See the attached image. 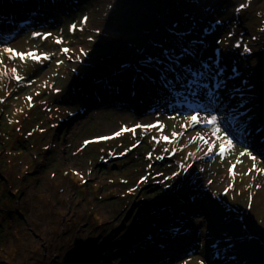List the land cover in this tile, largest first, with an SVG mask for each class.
<instances>
[{"label": "rangeland", "instance_id": "374dc122", "mask_svg": "<svg viewBox=\"0 0 264 264\" xmlns=\"http://www.w3.org/2000/svg\"><path fill=\"white\" fill-rule=\"evenodd\" d=\"M55 5L0 0V73L23 77L0 75V264H264V175L240 156L264 168V0ZM184 38L198 45L182 64L192 80L148 87L151 70L136 66L157 48L173 57ZM194 114L221 118L234 148L218 155L211 126H187ZM122 128L135 131L114 136ZM198 132L215 141L211 154ZM159 202L177 208L174 237L156 245L143 237L171 222L156 217Z\"/></svg>", "mask_w": 264, "mask_h": 264}, {"label": "trees", "instance_id": "16d2710c", "mask_svg": "<svg viewBox=\"0 0 264 264\" xmlns=\"http://www.w3.org/2000/svg\"><path fill=\"white\" fill-rule=\"evenodd\" d=\"M20 0H10V2H12L13 4H16V2H18ZM23 1H27V0H23ZM44 1V0H42ZM50 1V2H49ZM48 2L51 4V5H45L44 4V7L48 6V7H51L52 6V3L58 1V0H49ZM63 1H66V2H70V0H63ZM72 1V0H71ZM3 2V1H2ZM36 2L38 3V5H41V3H39V0H36ZM75 2V0H73V3ZM47 3V2H45ZM72 3H69V5H71ZM189 5V4H188ZM43 6V5H41ZM40 6V7H41ZM190 6V5H189ZM189 18V17H187ZM124 21V19H123ZM185 39V38H184ZM182 44V46L179 48V50L175 51V52H170V55H174L173 57L171 56H167V58H159L158 57V51L160 52V50H158V48L156 50H154L153 54H157V58H151L149 59L148 61H143L141 62L139 65L136 66V69H135V72H138L140 74H144L145 72L149 71V78L147 79L148 81V87H159V86H163L165 83L169 82V83H172V85H174V87L176 88L178 85H187V82H190L192 80V76H187L184 75V69H185V64L182 66V64L185 62V61H189V59L192 57L190 54L188 53H194L198 48V45H195L194 43L191 42V40H187L185 39L183 42L181 41H175L174 40V44ZM98 49V52L97 54L94 52L95 55H97V57H95V59H100L105 51L104 49H101V47L97 48ZM196 49V50H195ZM161 54V52H160ZM207 59L205 58H201V60L199 61L200 65L202 64V68H200V72L203 70V68H205V65H203V63L206 62ZM203 62V63H201ZM150 63H152V66H150ZM92 68V67H91ZM102 68V66L100 67ZM153 69V70H152ZM102 73H105L104 75H102L101 73L98 75V73H90V77L93 78V81H100L102 80L104 77H106L107 75L110 74V72H106L105 70L102 72ZM130 75L131 73L128 72ZM203 75L206 76V72H202ZM204 76V77H205ZM184 79V80H182ZM177 83V85H175ZM104 86V85H103ZM107 86V85H106ZM121 86L123 87H126V89L123 90V92L126 94V93H129V89H130V86H129V83L127 81H125L124 79H122L121 81ZM128 87V88H127ZM147 87V89H149ZM109 91L108 93L111 91L110 88H108ZM138 89V88H137ZM112 90L113 91H118V87L113 85L112 86ZM256 113L252 114V117L253 115H255ZM260 114V113H259ZM196 175V173H195ZM194 175V176H195ZM194 182V181H193ZM181 192V191H180ZM176 193H173V194H169L167 196H170V200L171 202H179L178 197H176ZM158 205L160 206H163L164 209L162 210V212L156 214V217L158 218H162V217H166L165 220L163 221H166V219L168 220L169 217L168 215H170L171 212L175 211V209L177 208L175 205L173 204H162L161 202L158 203ZM165 213V214H164ZM156 219V218H155ZM155 219H151L149 218L148 219V222H149V226L150 228H153V227H156L154 222H155ZM164 223V222H163ZM162 223V225H163ZM168 223V222H167ZM161 225V226H162ZM172 225V223H169V224H165L161 230H159L155 236L153 237V240H150L148 238H146V235L143 237V239L146 240V243H151V242H155V244L157 245L158 243V239H161L162 237H166V235H168V237H173L172 236V232L169 230V227ZM145 228V226H143L141 228V230L143 231V229ZM147 231V230H146ZM137 241V240H136ZM215 240L213 239V242L214 243ZM144 244V243H143ZM220 244V243H219Z\"/></svg>", "mask_w": 264, "mask_h": 264}, {"label": "snow or ice", "instance_id": "6c2138e0", "mask_svg": "<svg viewBox=\"0 0 264 264\" xmlns=\"http://www.w3.org/2000/svg\"><path fill=\"white\" fill-rule=\"evenodd\" d=\"M245 6L246 5L241 4L236 10L240 11ZM85 20H86V18H85ZM75 27H76L75 25H72L70 30L75 29ZM37 35H40V34L39 33H35V32L33 33V36H37ZM56 43H61V41L59 39H57ZM236 47H240V45L237 44ZM62 51H64L66 53L68 50L67 49H62ZM244 51L248 52L249 49L247 47H245ZM3 53H7L9 59H14L16 57H19V59H21V60H24L26 57L33 58V59H36V60L40 59V57L37 56L35 53H32V52H28V53L16 52L14 49L8 48V47L3 48ZM44 59H48V57L45 56ZM0 63H2V61H0ZM0 75H3V76L10 75L12 78L17 80V82H19L20 80L23 79V77H21V76H19L17 74V70L15 68L7 69L3 73H0ZM187 119L189 121V124L187 126H192V125H195V124H199L201 122H203L204 124H206L208 126H211L210 127L211 135L213 137H215L216 140L219 141V152L217 153L218 155L223 156L226 152H228V151H230V150H232L234 148L233 139L230 138V136H231L230 132L226 128L222 129L221 124L218 122V120L221 119V118H218L215 115H209V116H205V117L201 118L198 114H194V115H191V116L187 117ZM136 127L151 128V127H155V125H145V126L137 125ZM125 131L134 132L135 130L134 129L122 128L120 131L114 133V136H120ZM241 131L242 132H246L247 130L246 129H242ZM257 131H261V130L257 129ZM177 135H179V134L173 133V136H177ZM101 139H109V137H101ZM161 139L168 140V137L162 136ZM193 139H198L202 143H204V144H206L208 146V150L205 153L206 155L211 154L213 152V150H214L213 146L215 144V141L210 143L199 132L196 134V136ZM87 143H89V142L86 141L85 144H87ZM133 146H135V145H133ZM240 156H247L249 159H251L253 161L252 168L249 169L250 172L254 170L258 174L264 175V168H257V166H256L257 157L255 155H253L252 152H249L247 149H245V151H242L240 153ZM237 163H240L239 158H237ZM234 167L235 166L233 165L232 168H234ZM232 168H229V174L230 175H234V173L232 171ZM176 175H178V173H173V176H176ZM245 175H247V173H245ZM231 187H232V185L229 184V188H231ZM257 187H259V185H257ZM225 191H227V189ZM249 200H251V197H249ZM200 264H203V262H200Z\"/></svg>", "mask_w": 264, "mask_h": 264}, {"label": "bare ground", "instance_id": "6f19581e", "mask_svg": "<svg viewBox=\"0 0 264 264\" xmlns=\"http://www.w3.org/2000/svg\"><path fill=\"white\" fill-rule=\"evenodd\" d=\"M27 1H28V3H30L31 0H27ZM20 2H21V0H20ZM32 2H34V1H32ZM24 3H25V2H24ZM26 3H27V2H26ZM41 5L44 6V4H41ZM45 5H50V3L47 1V3H45ZM26 6H27V8H28L30 5H29V4H26ZM55 6H56L55 3L53 2V3H52V7H55ZM46 7H48V6H46ZM108 38H110V37H108ZM105 63H106L105 60H103V64H104V65H105ZM102 84H103V85H110V84H108V82H104V81L102 82ZM110 89L112 90V86L110 87ZM112 91H113V90H112ZM113 92H114V91H113ZM176 219H177L176 221H178L179 218H176ZM158 240H159V239H158Z\"/></svg>", "mask_w": 264, "mask_h": 264}]
</instances>
